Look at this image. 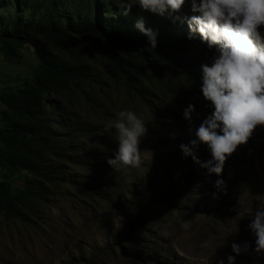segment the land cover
I'll return each mask as SVG.
<instances>
[{"label":"rangeland","instance_id":"1","mask_svg":"<svg viewBox=\"0 0 264 264\" xmlns=\"http://www.w3.org/2000/svg\"><path fill=\"white\" fill-rule=\"evenodd\" d=\"M137 0H0V29L17 19L34 25L48 16L61 28L92 21L124 35L131 46L112 42L118 68L99 38L70 34L67 51L45 44L66 68L85 66L86 79L50 94L45 110L51 136L37 159L39 172L10 171L0 164L21 216L0 210V264H217L233 242L255 238L248 224L264 205V126L226 160L221 176L185 158L180 145L197 139L189 133L184 110L193 105L191 126L198 128L213 110L201 92V65L211 62L199 34L189 39L184 17L194 14L190 0L171 18L142 10ZM133 5L127 15L124 7ZM179 17V19H177ZM158 33L157 47L136 27ZM264 35V29H262ZM40 72L26 44H0V91L19 89ZM5 106L0 103V116ZM122 110L134 111L148 127L142 138L140 168L108 163L118 148L114 128ZM1 121L0 130L9 128ZM5 146L0 142V154ZM200 160L211 159L204 144ZM218 179L225 188H217ZM187 224L188 227H184ZM167 232V235H163ZM235 264H264L250 249Z\"/></svg>","mask_w":264,"mask_h":264},{"label":"clouds","instance_id":"2","mask_svg":"<svg viewBox=\"0 0 264 264\" xmlns=\"http://www.w3.org/2000/svg\"><path fill=\"white\" fill-rule=\"evenodd\" d=\"M190 3L191 11L198 14L183 18L189 39L198 33L209 49H215L210 64L201 65L200 89L213 110L193 129L191 114L195 108L188 105L184 119L189 122V133L194 130L197 139L179 147L185 158L191 157L209 175L219 177L226 160L248 143L258 126H264V0H190ZM136 4L144 11L171 18L185 0H137ZM132 6L124 7L125 15ZM136 27L147 37L148 45L156 48L158 33L146 28L143 19ZM109 128L115 129L118 148L107 163L114 169L121 165L140 168L143 164L140 145L148 135L144 121L134 111L122 110ZM200 144L207 146L211 159H199ZM215 186L225 188L226 184L218 179ZM248 228L255 238L254 249L247 241L233 242L231 251L235 255H227V264H235L236 256L250 249L264 254V205L254 210ZM217 264H225L224 259Z\"/></svg>","mask_w":264,"mask_h":264},{"label":"trees","instance_id":"3","mask_svg":"<svg viewBox=\"0 0 264 264\" xmlns=\"http://www.w3.org/2000/svg\"><path fill=\"white\" fill-rule=\"evenodd\" d=\"M72 33L97 36L117 67H122L112 42L128 48L131 41L95 21L88 25L61 28L46 15L34 25L22 24L16 19L9 29H0V44L4 48L11 49L13 44H26L40 62V72L32 81H26L19 89L0 91V103L6 108L0 118L10 125L0 130V142L5 146L4 153L0 154V164L12 172L26 170L46 180L51 179L48 171L39 172L36 163L40 150L46 148L52 134L45 106L49 104L50 94L73 84L77 78L86 79L89 69L85 66L66 68L60 65L46 52L45 44L69 51L72 48L69 38ZM140 42L144 44L148 40L146 38ZM24 193L20 191L18 195H13L9 183L0 180V210L6 215L21 216L17 210V199Z\"/></svg>","mask_w":264,"mask_h":264}]
</instances>
